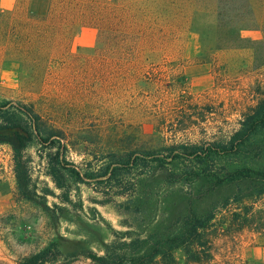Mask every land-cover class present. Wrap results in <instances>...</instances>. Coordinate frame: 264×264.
Returning a JSON list of instances; mask_svg holds the SVG:
<instances>
[{
    "label": "rangeland",
    "instance_id": "374dc122",
    "mask_svg": "<svg viewBox=\"0 0 264 264\" xmlns=\"http://www.w3.org/2000/svg\"><path fill=\"white\" fill-rule=\"evenodd\" d=\"M14 7L21 20L22 0H0V103L34 105L82 173L113 152L137 162L121 189L73 186L68 204L33 147L25 154L37 196L28 195L13 173L14 137L0 129V264L39 254L43 264H264V193L252 196L263 188L264 131L252 146L227 144L264 94V35L244 34L255 53L204 60L186 26L167 51L139 54L130 69L102 65L78 41L43 61L22 28L15 41Z\"/></svg>",
    "mask_w": 264,
    "mask_h": 264
},
{
    "label": "trees",
    "instance_id": "16d2710c",
    "mask_svg": "<svg viewBox=\"0 0 264 264\" xmlns=\"http://www.w3.org/2000/svg\"><path fill=\"white\" fill-rule=\"evenodd\" d=\"M24 17L19 20L12 9V35L19 39L22 28L23 43L28 51L39 50L46 61L54 49L68 48L84 27L96 30V42L91 47H78L106 67H132V58L144 52L167 51L180 37L183 28L196 37L204 60L219 52L250 48L244 46L246 32L264 35V0H22ZM264 44V43H263ZM18 50V45H16ZM0 129L12 133L13 173L18 187L28 195L33 186L31 158L26 151L35 147L38 157L46 164V175L60 191L59 199L71 203L73 186L90 185L102 181V189H121L127 171L137 162L134 152H113L108 162L90 172L80 170L68 159V146L63 132L40 114L34 105L0 103ZM264 131V94L257 100L250 114L239 121L238 129L227 144L254 145ZM220 148H225L219 144ZM204 153L203 144L195 145ZM227 151V149H226ZM150 152H147V154ZM152 153V152H151ZM160 162L161 160L157 159ZM142 165L148 167L145 159ZM264 193V171L257 173ZM104 179V180H102ZM104 181V182H103ZM121 193V192H120ZM47 195L46 192H43ZM37 196V194H30ZM81 203V199H79ZM43 254L21 264H43Z\"/></svg>",
    "mask_w": 264,
    "mask_h": 264
},
{
    "label": "crops",
    "instance_id": "0c3cea01",
    "mask_svg": "<svg viewBox=\"0 0 264 264\" xmlns=\"http://www.w3.org/2000/svg\"><path fill=\"white\" fill-rule=\"evenodd\" d=\"M80 33L78 34V36L76 35L73 39V41H78V47H91L93 46V43L91 41L90 38L85 39L84 36L86 34H88L90 37L96 35V31L95 29L91 28V27H84L82 28L80 31Z\"/></svg>",
    "mask_w": 264,
    "mask_h": 264
}]
</instances>
